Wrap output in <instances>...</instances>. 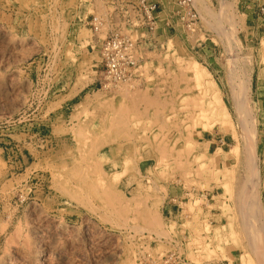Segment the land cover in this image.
Returning a JSON list of instances; mask_svg holds the SVG:
<instances>
[{
    "label": "rangeland",
    "instance_id": "374dc122",
    "mask_svg": "<svg viewBox=\"0 0 264 264\" xmlns=\"http://www.w3.org/2000/svg\"><path fill=\"white\" fill-rule=\"evenodd\" d=\"M110 1L0 0V264H264V0H196V49L162 0L168 50L104 91Z\"/></svg>",
    "mask_w": 264,
    "mask_h": 264
},
{
    "label": "built area",
    "instance_id": "2783aa9c",
    "mask_svg": "<svg viewBox=\"0 0 264 264\" xmlns=\"http://www.w3.org/2000/svg\"><path fill=\"white\" fill-rule=\"evenodd\" d=\"M175 10L170 12L175 21L165 25L170 36L180 24L187 45L193 49L204 43V19L196 0H170ZM259 17H264L260 7ZM166 8L162 0H111L104 14L87 17L94 35H106L100 44L99 86L104 91L121 87H138L143 83L142 67L148 56L168 50L169 36L162 30ZM94 51L95 46H91Z\"/></svg>",
    "mask_w": 264,
    "mask_h": 264
},
{
    "label": "bare ground",
    "instance_id": "6f19581e",
    "mask_svg": "<svg viewBox=\"0 0 264 264\" xmlns=\"http://www.w3.org/2000/svg\"><path fill=\"white\" fill-rule=\"evenodd\" d=\"M202 74H204V75H207V73L205 74V71H203L202 73H200V75L202 76ZM203 77V76H202ZM205 77V76H204ZM198 78H199V76H198ZM212 87H213V85H211ZM210 86V87H211ZM221 109V108H220ZM223 109V108H222ZM212 110V109H211ZM218 110V109H217ZM218 112V111H217ZM213 118V117H212ZM220 120V119H219ZM206 121V120H205ZM221 122V121H220ZM215 124V123H214ZM222 125H223V123H221ZM104 125H110V123L108 122V120H106L105 121V124ZM210 126H211V124H210ZM213 126V125H212ZM228 170V169H227ZM225 174H227V171L225 170ZM228 175V174H227ZM249 195V194H248ZM250 207V206H249ZM253 207V206H252ZM245 208V207H244ZM251 212H253V211H251ZM255 213V212H254ZM259 213V212H258ZM251 214V213H250ZM263 217V216H262ZM257 218V217H256ZM259 218H261V216H260V214H259ZM263 222V221H262ZM262 222H260V223H262ZM264 224V223H263ZM262 224V225H263ZM264 226V225H263ZM260 228V227H259ZM264 231V230H263ZM264 246V245H263ZM245 262L243 263V264H245V263H249L247 260H244ZM251 263V262H250Z\"/></svg>",
    "mask_w": 264,
    "mask_h": 264
},
{
    "label": "crops",
    "instance_id": "0c3cea01",
    "mask_svg": "<svg viewBox=\"0 0 264 264\" xmlns=\"http://www.w3.org/2000/svg\"><path fill=\"white\" fill-rule=\"evenodd\" d=\"M221 142V141H220ZM177 199H179V197L178 196H173V202H175L176 203V200ZM172 202V200L170 201V203H173ZM174 206H175V204H172L171 206H169V208L171 209V207H173L174 208ZM172 210V209H171ZM172 213V212H171Z\"/></svg>",
    "mask_w": 264,
    "mask_h": 264
}]
</instances>
